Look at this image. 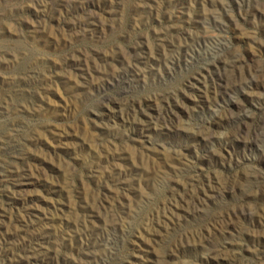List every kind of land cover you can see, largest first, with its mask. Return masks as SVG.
I'll return each mask as SVG.
<instances>
[{"label": "rangeland", "instance_id": "obj_1", "mask_svg": "<svg viewBox=\"0 0 264 264\" xmlns=\"http://www.w3.org/2000/svg\"><path fill=\"white\" fill-rule=\"evenodd\" d=\"M0 264H264V0H0Z\"/></svg>", "mask_w": 264, "mask_h": 264}]
</instances>
